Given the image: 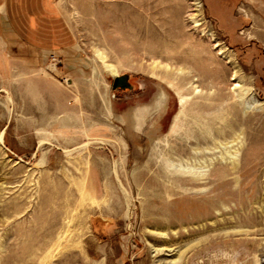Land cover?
<instances>
[{"label":"rangeland","instance_id":"obj_1","mask_svg":"<svg viewBox=\"0 0 264 264\" xmlns=\"http://www.w3.org/2000/svg\"><path fill=\"white\" fill-rule=\"evenodd\" d=\"M0 264H264V0H0Z\"/></svg>","mask_w":264,"mask_h":264},{"label":"bare ground","instance_id":"obj_2","mask_svg":"<svg viewBox=\"0 0 264 264\" xmlns=\"http://www.w3.org/2000/svg\"><path fill=\"white\" fill-rule=\"evenodd\" d=\"M217 43V42H216ZM107 67L108 68H110L111 69V71H114V69H112V67L111 66H109L108 64H107ZM114 68V67H113ZM235 124H234V122L232 121V120H230L228 123L226 122V124H225V126L227 127V128H225L224 129V132H226V133H229L230 134V129H232V126H234ZM197 129H198V131H197V129H196V131H197V137L199 138V139H202V138H205L204 136L205 135H203V133H202V131H203V129H202V127H196ZM216 131V130H215ZM218 135L220 134V133H222V130H217V132H216ZM197 138V139H198ZM196 140V139H195ZM214 141L216 142V138L214 139ZM229 141H232V140H229ZM195 149V148H194ZM234 156V155H233ZM230 157V156H229ZM236 157V156H235ZM194 169V168H193ZM200 169V168H199ZM206 169V167H204V168H202V170L201 171H199V172H194V173H191L193 176H201L202 175V173H203V171ZM182 170V169H181ZM188 170V169H187ZM198 170V169H197ZM183 171V170H182ZM186 172V171H185ZM188 172V174L190 173V171L188 170L187 171ZM205 173V172H204ZM183 174V173H182Z\"/></svg>","mask_w":264,"mask_h":264},{"label":"water","instance_id":"obj_3","mask_svg":"<svg viewBox=\"0 0 264 264\" xmlns=\"http://www.w3.org/2000/svg\"><path fill=\"white\" fill-rule=\"evenodd\" d=\"M130 84L128 83V75L127 74H121V75H115L113 77L112 81V88H130Z\"/></svg>","mask_w":264,"mask_h":264}]
</instances>
